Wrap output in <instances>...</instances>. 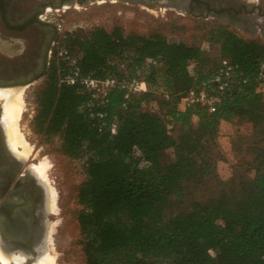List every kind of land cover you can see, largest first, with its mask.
Here are the masks:
<instances>
[{
	"label": "trees",
	"instance_id": "obj_1",
	"mask_svg": "<svg viewBox=\"0 0 264 264\" xmlns=\"http://www.w3.org/2000/svg\"><path fill=\"white\" fill-rule=\"evenodd\" d=\"M209 40L219 45V55L202 74L207 57L198 46L158 33L123 34L117 26L67 32L68 52L83 74H120L108 61H124L127 74L148 83L147 92L126 100L118 90L109 93L104 109L118 123L114 133L96 130L82 108L87 93L79 85L59 84L51 59L37 97L38 118L44 134L60 136L63 154L87 156L77 189L84 264H264V94L256 91L264 81V43L223 27L211 29ZM192 57L197 60L191 67ZM222 57L234 71L228 87L217 92L215 111L182 106L176 81L215 91L209 78ZM153 102L158 112L150 108ZM243 116L258 136L249 166L254 175L219 180L217 123ZM167 148L173 157L162 162ZM205 178L216 181V193L186 210L165 212L170 197L182 200L185 182Z\"/></svg>",
	"mask_w": 264,
	"mask_h": 264
},
{
	"label": "rangeland",
	"instance_id": "obj_2",
	"mask_svg": "<svg viewBox=\"0 0 264 264\" xmlns=\"http://www.w3.org/2000/svg\"><path fill=\"white\" fill-rule=\"evenodd\" d=\"M262 6L264 7V3ZM45 13L47 18L59 22L66 33L87 31L94 27H103L109 31L117 26L121 28L123 34L158 33L168 41L198 46L207 57L200 67L202 74L208 72L211 63L219 55V45L211 43L209 38L211 29L222 26H218L212 19L192 18L160 5H148L134 1L124 3L98 0L82 5L65 4L55 9L48 7ZM241 35L247 40L253 39L264 43V39L258 34L253 35L252 38L246 34ZM45 75L22 88V112L17 121V127L28 147V166L31 167L40 162L47 163L45 178L54 192L55 209L51 210L48 216L49 226L53 225V230L50 234V242L45 245L46 251L48 250V255L53 258L54 264H84L77 223V213L80 209L77 202V189L86 177L87 156L83 154L69 157L63 154L60 150V136L44 134L43 126L39 124L41 120L38 118L37 97L44 85ZM185 88V83L178 79L175 83L176 93L179 94ZM256 91L264 94V81L257 84ZM262 97L264 99V95ZM150 108L158 112L156 102H153ZM221 120L228 123L231 134L227 151L222 150L217 138L222 156L215 164L216 176L223 181L231 177L252 178L254 171L249 166L253 158L254 141L258 140V136L254 134L252 125L245 116L232 123L225 119ZM192 122L195 124L196 119L193 118ZM170 132L174 136L178 134L177 129L170 130ZM21 149L19 145L15 153L18 154ZM172 157V148H167L160 153L162 162L170 161ZM217 189L218 184L212 178L202 179L201 182L196 180L185 182L182 188V200L176 201L170 197L165 212L171 215L180 210H186L192 201L212 196ZM43 253L42 250L39 254ZM22 257L20 255L17 258L10 256L8 264H20L24 259ZM36 261L33 262L39 264Z\"/></svg>",
	"mask_w": 264,
	"mask_h": 264
},
{
	"label": "flooded vegetation",
	"instance_id": "obj_3",
	"mask_svg": "<svg viewBox=\"0 0 264 264\" xmlns=\"http://www.w3.org/2000/svg\"><path fill=\"white\" fill-rule=\"evenodd\" d=\"M96 1L0 0V88L27 86L28 79L41 69L43 51L48 48L46 69L40 77L46 74L56 37V29L45 13L48 7L55 9L65 4ZM108 1L160 5L192 18L212 19L244 40L247 39L238 32L252 38L255 34L262 37L261 31H264V0ZM4 102L0 97V242L7 245L8 255H23L20 264H33L46 245L50 223V211L46 207L48 192L29 170L28 157L18 158L8 145Z\"/></svg>",
	"mask_w": 264,
	"mask_h": 264
},
{
	"label": "built area",
	"instance_id": "obj_4",
	"mask_svg": "<svg viewBox=\"0 0 264 264\" xmlns=\"http://www.w3.org/2000/svg\"><path fill=\"white\" fill-rule=\"evenodd\" d=\"M50 21L56 29L51 58L57 66L58 83L81 86L87 93V99L83 103L82 108L90 118L92 125L100 133L104 131L114 133L118 128V123L115 119L108 118L104 109L108 102L109 93L113 90H118L122 93L123 99L126 100L131 95L147 92L149 90L148 83L138 75L127 74L124 71V61H108L109 66H116L120 74H108L103 77H96L92 73L83 74L76 58L68 52L65 43L66 32L59 22H55L52 19ZM196 60L195 57L190 59L191 67ZM147 62L156 64L155 60L148 59ZM233 71L234 65L230 59L226 57L219 58L215 71L209 78V82L215 83V91H209L204 87L198 89L186 87L179 93V103L186 107L199 104L205 106L209 112L215 111L216 104L219 101L217 92L224 91L228 87Z\"/></svg>",
	"mask_w": 264,
	"mask_h": 264
},
{
	"label": "bare ground",
	"instance_id": "obj_5",
	"mask_svg": "<svg viewBox=\"0 0 264 264\" xmlns=\"http://www.w3.org/2000/svg\"><path fill=\"white\" fill-rule=\"evenodd\" d=\"M0 97L5 99L4 113H3L5 121L4 120L3 121L7 125V132L6 133L8 136V138H7V141L9 142L8 145L10 146V148L12 149L13 152H16L17 147L20 145L22 149L20 150V152H18V154L16 153V155L18 157H20L22 160H24L27 158L28 147H27V144L25 143V140H24L25 138L22 137V135H21V133L17 127V121H18V119L21 115V112H22V104H23L22 87L0 88ZM29 147H31V146H29ZM46 165H47V163L40 162L37 165L31 166L29 168V170L38 179V181L42 182L45 185L47 192H48L46 207H47L48 211H51V210L55 209V199H54L55 197H54V192L52 190L53 188H51L49 186L47 179L45 178L44 172L46 169ZM52 230H53V225L48 226L47 239L45 238L46 239V241H45L46 245L50 242V234H51ZM8 251L9 250H8L7 245H4L0 242V262H2V264H8V259L10 257V255H8V254H10ZM43 251H44L43 254H41V255L39 254L40 256L37 260L38 263L39 264H54L53 258L48 255V253H47L48 250L46 251L45 245H44ZM20 256H23V255H20ZM14 258H17V256H14ZM37 261H36V263H37Z\"/></svg>",
	"mask_w": 264,
	"mask_h": 264
},
{
	"label": "crops",
	"instance_id": "obj_6",
	"mask_svg": "<svg viewBox=\"0 0 264 264\" xmlns=\"http://www.w3.org/2000/svg\"><path fill=\"white\" fill-rule=\"evenodd\" d=\"M218 142L220 144V147L222 148L223 151H227L229 149V138L231 134V129L229 128L228 123L223 120H220L218 129Z\"/></svg>",
	"mask_w": 264,
	"mask_h": 264
},
{
	"label": "water",
	"instance_id": "obj_7",
	"mask_svg": "<svg viewBox=\"0 0 264 264\" xmlns=\"http://www.w3.org/2000/svg\"><path fill=\"white\" fill-rule=\"evenodd\" d=\"M261 35H262V37H263V39H264V31H261ZM239 36H242V35L239 34ZM47 56H48V48H45L44 51H43V62H42L41 69H40L36 74L32 75V76L28 79V81H27L26 84H30V83H32L33 81H35L36 79H38V78L44 73V71H45V69H46V64H47ZM41 251H42V250H41ZM41 251H39V252H41ZM35 260H36V258L33 259V261H35Z\"/></svg>",
	"mask_w": 264,
	"mask_h": 264
}]
</instances>
